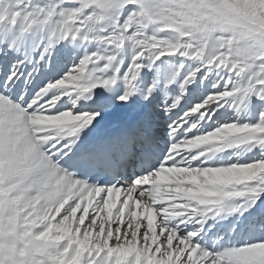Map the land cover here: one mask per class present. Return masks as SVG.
Returning <instances> with one entry per match:
<instances>
[{
  "label": "snow or ice",
  "instance_id": "6c2138e0",
  "mask_svg": "<svg viewBox=\"0 0 264 264\" xmlns=\"http://www.w3.org/2000/svg\"><path fill=\"white\" fill-rule=\"evenodd\" d=\"M0 264H264V0H0Z\"/></svg>",
  "mask_w": 264,
  "mask_h": 264
}]
</instances>
